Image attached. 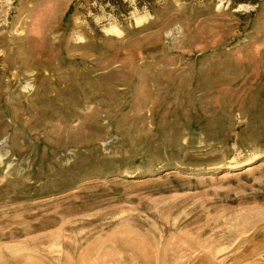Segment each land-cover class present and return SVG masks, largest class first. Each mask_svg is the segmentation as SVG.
Here are the masks:
<instances>
[{
    "label": "rangeland",
    "instance_id": "obj_1",
    "mask_svg": "<svg viewBox=\"0 0 264 264\" xmlns=\"http://www.w3.org/2000/svg\"><path fill=\"white\" fill-rule=\"evenodd\" d=\"M73 1L0 0V264H264V0Z\"/></svg>",
    "mask_w": 264,
    "mask_h": 264
},
{
    "label": "trees",
    "instance_id": "obj_2",
    "mask_svg": "<svg viewBox=\"0 0 264 264\" xmlns=\"http://www.w3.org/2000/svg\"><path fill=\"white\" fill-rule=\"evenodd\" d=\"M84 2H87L88 4L94 3L97 7H91L92 12H96L99 6H104L105 10L112 14L119 22L122 24L126 22L127 19H129L132 6L130 5L128 0H74L71 5L69 6V9L67 13H69L75 6L78 4H83ZM136 5L138 7H141L145 3H150L148 0H135ZM252 3L256 4V0H234L233 4H239V3Z\"/></svg>",
    "mask_w": 264,
    "mask_h": 264
},
{
    "label": "bare ground",
    "instance_id": "obj_3",
    "mask_svg": "<svg viewBox=\"0 0 264 264\" xmlns=\"http://www.w3.org/2000/svg\"><path fill=\"white\" fill-rule=\"evenodd\" d=\"M119 33V32H118ZM3 157L0 155V163L3 161Z\"/></svg>",
    "mask_w": 264,
    "mask_h": 264
}]
</instances>
